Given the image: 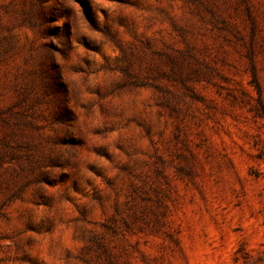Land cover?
<instances>
[{
  "label": "rangeland",
  "instance_id": "1",
  "mask_svg": "<svg viewBox=\"0 0 264 264\" xmlns=\"http://www.w3.org/2000/svg\"><path fill=\"white\" fill-rule=\"evenodd\" d=\"M0 264H264V0H0Z\"/></svg>",
  "mask_w": 264,
  "mask_h": 264
}]
</instances>
